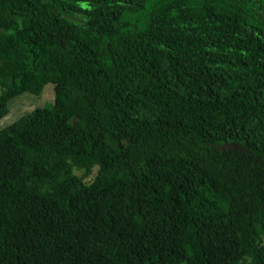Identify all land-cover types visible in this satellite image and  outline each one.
I'll list each match as a JSON object with an SVG mask.
<instances>
[{"label":"trees","instance_id":"16d2710c","mask_svg":"<svg viewBox=\"0 0 264 264\" xmlns=\"http://www.w3.org/2000/svg\"><path fill=\"white\" fill-rule=\"evenodd\" d=\"M47 84L0 264H264V0H0V119Z\"/></svg>","mask_w":264,"mask_h":264},{"label":"rangeland","instance_id":"374dc122","mask_svg":"<svg viewBox=\"0 0 264 264\" xmlns=\"http://www.w3.org/2000/svg\"><path fill=\"white\" fill-rule=\"evenodd\" d=\"M1 93V89H0ZM54 92L53 85L47 84L43 87L41 93L38 96H34L30 93H23L18 97L11 99L8 104V113L0 119V129L9 126L18 120L27 110L35 108L49 107L53 104ZM80 175V172H76ZM93 175L85 178V181H91Z\"/></svg>","mask_w":264,"mask_h":264}]
</instances>
